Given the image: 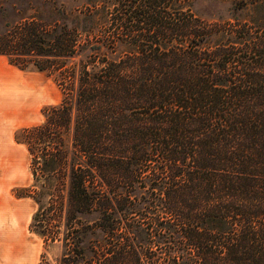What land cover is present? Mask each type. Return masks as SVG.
<instances>
[{"label":"trees","instance_id":"trees-1","mask_svg":"<svg viewBox=\"0 0 264 264\" xmlns=\"http://www.w3.org/2000/svg\"><path fill=\"white\" fill-rule=\"evenodd\" d=\"M199 1L60 4L0 29V56L63 95L16 136L41 264L57 244L55 264H264V0H226L262 11L226 21Z\"/></svg>","mask_w":264,"mask_h":264},{"label":"rangeland","instance_id":"rangeland-1","mask_svg":"<svg viewBox=\"0 0 264 264\" xmlns=\"http://www.w3.org/2000/svg\"><path fill=\"white\" fill-rule=\"evenodd\" d=\"M89 0H0V29L21 19L51 16L53 5L68 8ZM240 4L243 3L239 0ZM238 1V2H239ZM239 8V6H236ZM194 13L208 21L234 18L252 19L262 11H235L231 1L201 0ZM62 92L54 78L35 68L20 70L0 56V264H41L42 238L32 230L38 205L33 198L22 197L33 184L30 155L25 145L16 142L18 133L41 124L46 110L57 106ZM59 244L48 251L52 264L61 257Z\"/></svg>","mask_w":264,"mask_h":264}]
</instances>
